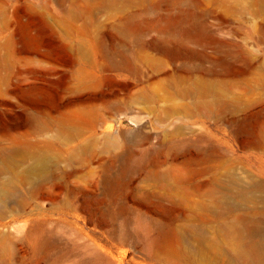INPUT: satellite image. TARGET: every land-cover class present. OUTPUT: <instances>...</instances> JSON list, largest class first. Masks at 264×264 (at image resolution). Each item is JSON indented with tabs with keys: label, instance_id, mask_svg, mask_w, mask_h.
I'll return each instance as SVG.
<instances>
[{
	"label": "rangeland",
	"instance_id": "obj_1",
	"mask_svg": "<svg viewBox=\"0 0 264 264\" xmlns=\"http://www.w3.org/2000/svg\"><path fill=\"white\" fill-rule=\"evenodd\" d=\"M15 141L49 177L3 202L0 264H231L225 224L264 235V5L0 0Z\"/></svg>",
	"mask_w": 264,
	"mask_h": 264
},
{
	"label": "bare ground",
	"instance_id": "obj_2",
	"mask_svg": "<svg viewBox=\"0 0 264 264\" xmlns=\"http://www.w3.org/2000/svg\"><path fill=\"white\" fill-rule=\"evenodd\" d=\"M261 2L264 5V0H261ZM39 88L37 85H28L22 89V96L25 98H35L39 93ZM28 159L32 161L31 164L26 165L19 174L13 172L12 162H25ZM3 175L6 178L0 181V215L3 214L5 209L3 202L6 199L14 201L16 204L20 200L17 197V179H20L23 183H31L42 181L49 177L44 156L39 153L27 155L24 152L22 144L17 141L11 147L0 148V176ZM237 226V221H233L225 224L223 227L227 238L225 246L232 254L230 263L264 264V235L257 240H245L240 235L235 234ZM259 227L261 226L258 225L256 228L258 229ZM261 230L264 233V227Z\"/></svg>",
	"mask_w": 264,
	"mask_h": 264
}]
</instances>
